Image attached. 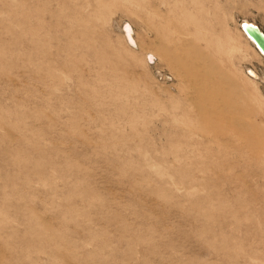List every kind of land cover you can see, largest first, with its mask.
Here are the masks:
<instances>
[{"label":"rangeland","instance_id":"obj_1","mask_svg":"<svg viewBox=\"0 0 264 264\" xmlns=\"http://www.w3.org/2000/svg\"><path fill=\"white\" fill-rule=\"evenodd\" d=\"M243 18L264 0H0V264H264Z\"/></svg>","mask_w":264,"mask_h":264},{"label":"bare ground","instance_id":"obj_2","mask_svg":"<svg viewBox=\"0 0 264 264\" xmlns=\"http://www.w3.org/2000/svg\"><path fill=\"white\" fill-rule=\"evenodd\" d=\"M243 20L244 21L251 22L252 24H255L254 22L249 21L247 19H244L243 18ZM255 25L258 26L257 24H255ZM258 27H259V29H261L262 31H264L263 28H261L260 26H258ZM113 30H115L117 33L120 34V36L123 38V41H124V43H125V45H126V47L128 49L135 50V51L141 49V45H140V43L138 42V40L136 38L135 28L133 27V25L130 22H128V21L126 22L124 20L115 19L114 20V23H113ZM242 33L244 34V36L246 37V39L253 45V43L249 40V38L245 35V33L243 31H242ZM253 47L255 48L254 45H253ZM258 53H259V51H258ZM155 58L158 59V57H157V55H156L155 52L149 51V50L145 51V53H144V60H145V62L147 64L148 68H151L152 67L151 64L154 62ZM248 69L251 72L250 74H248L246 72V67L244 69V72L249 76V77H246V79H248L249 81L258 82V84H260L259 83L260 81L263 82V84H261V86H262L263 94H264V75L258 73L257 69L254 68V67H252V66L250 68H248ZM237 103H239L238 100L233 101L231 108L235 107V105Z\"/></svg>","mask_w":264,"mask_h":264},{"label":"water","instance_id":"obj_3","mask_svg":"<svg viewBox=\"0 0 264 264\" xmlns=\"http://www.w3.org/2000/svg\"><path fill=\"white\" fill-rule=\"evenodd\" d=\"M238 27L245 33V35L249 38V40L253 43L255 48L261 54L264 60V31L259 29L258 26L252 24L251 22L244 21L240 19L238 21ZM246 72L250 74L249 69H246Z\"/></svg>","mask_w":264,"mask_h":264}]
</instances>
